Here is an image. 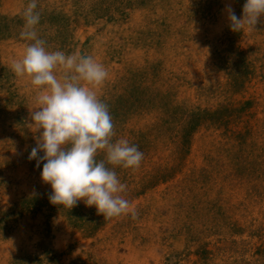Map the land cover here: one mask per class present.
<instances>
[{
	"label": "rangeland",
	"instance_id": "rangeland-1",
	"mask_svg": "<svg viewBox=\"0 0 264 264\" xmlns=\"http://www.w3.org/2000/svg\"><path fill=\"white\" fill-rule=\"evenodd\" d=\"M243 2L37 0L46 48L105 66L112 139L143 153L114 169L135 217L109 218L49 202L38 93L10 67L28 0H0V264H264V16L231 31Z\"/></svg>",
	"mask_w": 264,
	"mask_h": 264
},
{
	"label": "clouds",
	"instance_id": "clouds-1",
	"mask_svg": "<svg viewBox=\"0 0 264 264\" xmlns=\"http://www.w3.org/2000/svg\"><path fill=\"white\" fill-rule=\"evenodd\" d=\"M224 11L231 31L251 32L264 16V0H244L240 17L230 4ZM22 17L19 36L28 43L10 67L38 93L28 125L39 135L27 158L40 167V179L50 187L49 202L70 209L83 199L103 217H135V209L121 195L126 186L114 169L138 167L143 153L127 139H112V117L96 91L108 77L105 66L79 52L48 50L36 31L37 0H28ZM99 153L103 157L97 159Z\"/></svg>",
	"mask_w": 264,
	"mask_h": 264
}]
</instances>
